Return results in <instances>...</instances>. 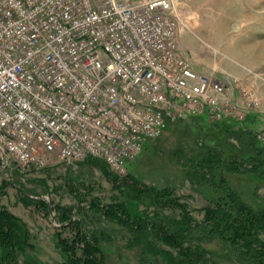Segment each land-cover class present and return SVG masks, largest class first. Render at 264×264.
Wrapping results in <instances>:
<instances>
[{
	"label": "built area",
	"instance_id": "1",
	"mask_svg": "<svg viewBox=\"0 0 264 264\" xmlns=\"http://www.w3.org/2000/svg\"><path fill=\"white\" fill-rule=\"evenodd\" d=\"M183 19L175 0H0V147L124 175L170 124L250 111L232 76L182 51Z\"/></svg>",
	"mask_w": 264,
	"mask_h": 264
},
{
	"label": "trees",
	"instance_id": "2",
	"mask_svg": "<svg viewBox=\"0 0 264 264\" xmlns=\"http://www.w3.org/2000/svg\"><path fill=\"white\" fill-rule=\"evenodd\" d=\"M205 148L208 149L193 156L197 160L191 159L198 182L220 190L208 206L197 210L175 190L158 189L131 176L121 177L100 158L58 162L53 168H45L44 175L34 182L50 196L59 226L52 225L49 202L24 187L18 169L8 168L9 175L5 176L0 171V264H38L31 257L38 235L24 217L13 211L18 202L44 214L53 229L51 241L62 259L60 264H110L106 245L114 240L117 230L129 234L128 245L143 261L149 258L158 259L157 264H264V209L247 204L229 181V174L249 171L264 178V146L256 148V154L248 158L226 155L216 146ZM50 170L55 176L49 174ZM86 170L92 175H87ZM96 170L104 178L98 186ZM103 184L108 188H103ZM97 187L103 193L97 192ZM13 190L22 194L18 201ZM132 201L141 211L135 215L130 210ZM197 212L203 217H195ZM211 244L221 248H211ZM220 251L227 256H219Z\"/></svg>",
	"mask_w": 264,
	"mask_h": 264
},
{
	"label": "rangeland",
	"instance_id": "3",
	"mask_svg": "<svg viewBox=\"0 0 264 264\" xmlns=\"http://www.w3.org/2000/svg\"><path fill=\"white\" fill-rule=\"evenodd\" d=\"M175 4L177 12L184 17V27L179 36L182 51L192 58L198 71H215L220 79L232 76L250 111L228 113L219 120L202 115L191 121L172 123L162 137L145 145L137 159L128 163L127 173L120 176L140 179L158 189H173L192 209L197 210L208 206L220 189L198 182L196 167L193 166L195 162L191 161L197 160L193 158L195 154L207 150V146H216L226 155L239 154L248 158L256 148L264 146V0H175ZM227 93L229 95L228 89ZM58 162L61 161L52 158L46 167L32 171L31 168H23L25 165L18 166L9 156L3 159L0 154V171L5 176L9 175L8 170L12 167L18 169L27 190H35L40 198L51 201L34 180L44 175L45 168H53ZM96 171L94 177L98 186L104 178ZM92 173L86 170L87 175ZM229 175L232 189L247 204L255 209H264V178L250 171ZM102 187L108 188L106 184ZM95 189L101 192L98 187ZM13 191V197L18 201L22 194L18 190ZM16 204L13 211L24 217L38 235L31 257L38 264H60L62 259L51 241L53 229L44 214L35 207L25 208L22 203ZM130 210L134 215L141 212L134 201ZM55 216L52 222L59 226ZM195 217L200 219L203 214L197 212ZM129 237L128 233L117 230L114 240L106 245L110 264L159 263L158 259L140 260L135 249L128 245ZM211 248L221 247L211 244ZM219 256L227 254L220 251ZM227 262L225 264H229Z\"/></svg>",
	"mask_w": 264,
	"mask_h": 264
},
{
	"label": "water",
	"instance_id": "4",
	"mask_svg": "<svg viewBox=\"0 0 264 264\" xmlns=\"http://www.w3.org/2000/svg\"><path fill=\"white\" fill-rule=\"evenodd\" d=\"M0 154L2 155L3 159H6L7 154L1 147H0ZM48 202H49V205H50V214H51L52 221H53L54 220V216H55L54 215V210H53V205L51 204V201L48 200ZM53 224H54V226H58L55 221L53 222Z\"/></svg>",
	"mask_w": 264,
	"mask_h": 264
}]
</instances>
